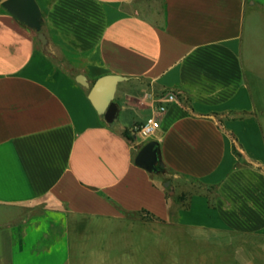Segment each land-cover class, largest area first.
I'll use <instances>...</instances> for the list:
<instances>
[{
    "label": "crops",
    "instance_id": "1",
    "mask_svg": "<svg viewBox=\"0 0 264 264\" xmlns=\"http://www.w3.org/2000/svg\"><path fill=\"white\" fill-rule=\"evenodd\" d=\"M2 1L0 264H136V235L154 229L264 264L263 111L249 80L262 74L248 65L264 0H37L46 45ZM79 73L128 77L114 123ZM170 90L158 131L130 141L123 130ZM150 140L165 164L153 172L135 162Z\"/></svg>",
    "mask_w": 264,
    "mask_h": 264
},
{
    "label": "rangeland",
    "instance_id": "2",
    "mask_svg": "<svg viewBox=\"0 0 264 264\" xmlns=\"http://www.w3.org/2000/svg\"><path fill=\"white\" fill-rule=\"evenodd\" d=\"M253 36V39H249V41L253 42V47H255L254 55L257 58L252 62L248 61V65L251 68L258 69L262 77L255 79L249 75V80L256 103L263 111L262 124L264 126V19L258 20L257 30ZM100 230L101 227H98L95 223L91 224L89 229L90 234H92L91 239L95 241L96 235L100 234L98 233ZM123 233L121 232L120 234L122 235ZM114 237H116V233L107 236L109 240L114 239ZM136 239L138 246H143L145 242L147 249L146 258L139 257L136 264H248V260L243 255L240 256L233 250L229 252L228 247L219 248L199 243L198 241L195 242L186 235L182 236L172 230L167 232L154 229L146 241H143L139 235H136ZM93 243L97 245L96 241ZM119 249L116 250L118 251ZM253 254H257L255 249ZM254 263L259 264L260 262L254 260Z\"/></svg>",
    "mask_w": 264,
    "mask_h": 264
},
{
    "label": "water",
    "instance_id": "3",
    "mask_svg": "<svg viewBox=\"0 0 264 264\" xmlns=\"http://www.w3.org/2000/svg\"><path fill=\"white\" fill-rule=\"evenodd\" d=\"M2 5L37 32L40 41L46 45L48 37L43 30V12L37 0H3ZM125 75L108 73L100 76L92 85L84 73H79L76 80L90 88L89 99L108 123H114L120 111V104L115 100L118 84L127 79ZM135 162L149 172L157 171L165 164L161 159L157 140H150L139 149Z\"/></svg>",
    "mask_w": 264,
    "mask_h": 264
},
{
    "label": "built area",
    "instance_id": "4",
    "mask_svg": "<svg viewBox=\"0 0 264 264\" xmlns=\"http://www.w3.org/2000/svg\"><path fill=\"white\" fill-rule=\"evenodd\" d=\"M178 100V96L175 91L170 90L165 93L161 98L156 112L151 115L144 123H140L134 126V132L144 140L154 135L160 128V120L158 118L159 113L165 112L168 107Z\"/></svg>",
    "mask_w": 264,
    "mask_h": 264
},
{
    "label": "trees",
    "instance_id": "5",
    "mask_svg": "<svg viewBox=\"0 0 264 264\" xmlns=\"http://www.w3.org/2000/svg\"><path fill=\"white\" fill-rule=\"evenodd\" d=\"M123 134L130 140V141H135L136 134L134 130L130 128H126L123 130Z\"/></svg>",
    "mask_w": 264,
    "mask_h": 264
}]
</instances>
